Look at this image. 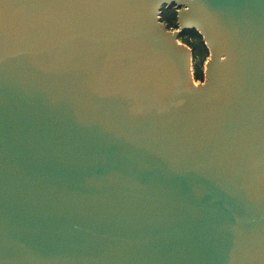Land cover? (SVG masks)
<instances>
[{
	"label": "water",
	"instance_id": "1",
	"mask_svg": "<svg viewBox=\"0 0 264 264\" xmlns=\"http://www.w3.org/2000/svg\"><path fill=\"white\" fill-rule=\"evenodd\" d=\"M0 264H264V0H0Z\"/></svg>",
	"mask_w": 264,
	"mask_h": 264
},
{
	"label": "rangeland",
	"instance_id": "2",
	"mask_svg": "<svg viewBox=\"0 0 264 264\" xmlns=\"http://www.w3.org/2000/svg\"><path fill=\"white\" fill-rule=\"evenodd\" d=\"M174 7H171L169 10L174 11ZM161 15V14H160ZM165 19V18H164ZM161 21H164L163 19H160ZM176 20V19H175ZM165 22V21H164ZM176 22L169 26L170 30L176 29ZM178 43L185 45L191 50V72H192V80L195 84L200 83L203 80V77L201 79H196L193 75L196 68H199L203 74L204 71V65L206 60L208 59V50L203 49V46L199 43L198 40H193L191 38H180L177 39ZM204 44V43H203ZM205 46V45H204Z\"/></svg>",
	"mask_w": 264,
	"mask_h": 264
},
{
	"label": "trees",
	"instance_id": "3",
	"mask_svg": "<svg viewBox=\"0 0 264 264\" xmlns=\"http://www.w3.org/2000/svg\"><path fill=\"white\" fill-rule=\"evenodd\" d=\"M163 10L162 14H161V19H163L168 26H171L175 23V15H176V11H171L169 10L170 8H161ZM165 18V19H164ZM180 38H191L193 40H198L199 43L203 46V49L206 50V47L204 46L202 40H201V36L194 30V29H185L181 32ZM194 77L196 79H201L203 77V74L201 72V70L199 68H196L194 73H193Z\"/></svg>",
	"mask_w": 264,
	"mask_h": 264
},
{
	"label": "flooded vegetation",
	"instance_id": "4",
	"mask_svg": "<svg viewBox=\"0 0 264 264\" xmlns=\"http://www.w3.org/2000/svg\"><path fill=\"white\" fill-rule=\"evenodd\" d=\"M174 10L176 11V9H174ZM162 12H163V10L161 9V10H160V14H162Z\"/></svg>",
	"mask_w": 264,
	"mask_h": 264
}]
</instances>
